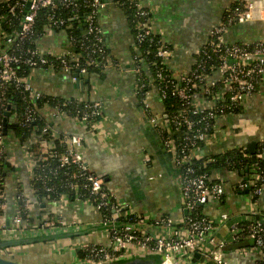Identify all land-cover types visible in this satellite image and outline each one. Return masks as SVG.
Listing matches in <instances>:
<instances>
[{
  "label": "built area",
  "instance_id": "2783aa9c",
  "mask_svg": "<svg viewBox=\"0 0 264 264\" xmlns=\"http://www.w3.org/2000/svg\"><path fill=\"white\" fill-rule=\"evenodd\" d=\"M130 1L135 4L139 15L144 18V21L139 23L141 31L135 39L134 46L138 48L147 36L157 33L152 25L154 11L145 6L143 0ZM238 1L239 4L228 11L223 21L212 29L206 43L196 51L193 67L188 73L173 71L169 67L167 62L173 49L163 38L157 46V60L152 63L155 66L158 63L165 65L171 75L159 68L156 75L151 74V77L161 79V84L165 82V86L151 83L149 87L155 85L161 98L170 92L171 96L179 100L180 109L166 120L154 115H150L149 119L160 134L166 151L172 156V162L177 169L176 179L181 192V201L187 209V214L179 219L168 215L158 218H147L142 215L140 219L132 221L127 219L128 216L138 213H130L119 205L114 195L106 188L104 177L90 169L84 157L86 148L84 137L59 131L53 126L60 116L71 117L87 130L94 132L102 117L100 104L96 101H88L81 109L76 108L72 111L66 108L72 98H64V102L54 105L49 101L41 104L40 100L45 94L32 82V74L38 69L87 73L88 65L104 63L106 70L118 66V61L106 53L104 29L101 25V14L109 5L108 1L0 0V6L5 7L7 13L15 18L10 20L6 29L0 24V158H6L11 168L14 169L16 166L14 158L8 157L6 135L3 133L6 114L11 124L15 123L20 127L36 124L39 119L45 118L48 124L40 130L39 135L35 130L22 141L30 181L37 178V173L40 175L41 171L57 173V169L53 170L50 167V160L57 161L60 168L74 165L77 170L72 173L68 187L77 189L82 185L90 192L88 199L77 198V200L93 204L99 211L104 208L113 209L109 217L102 218L105 228L101 230V234L105 235L106 241L77 244L75 250L78 263L102 264L119 260L126 257L131 246H134L158 255L161 258L159 264H192L196 260V255L212 260L216 264H228L224 256L227 242L218 237V226L225 223L228 216L224 212L218 217L207 216L203 213L202 207L214 201H221L225 197V180L221 176L214 178L212 173L201 171L200 167L203 168L214 160L212 157L214 154H202L201 151L217 138V122L231 114L226 112L227 105L236 108L245 107L248 100L257 92L264 76V36L253 42L225 40V35L233 26L255 21L263 15L261 2ZM81 14H84L86 26L84 36L87 37L77 39L73 34L68 36L69 43L79 45L81 52L66 50L59 54L53 50H43L37 45L46 31L67 33L72 27L71 23L80 21ZM40 22L43 25V34L37 38ZM31 37H35L32 40L35 47H25L24 44ZM140 55L138 51L134 56L137 74L134 93L142 97L141 101L149 113V104L145 100L149 90L143 91L145 84L140 79L142 65L136 62ZM139 60L142 63L145 58ZM145 63L143 68L146 70L149 67ZM22 67H30L31 72L22 73ZM8 87H14L24 94L23 99L28 104L23 111H19L7 96ZM168 123L176 129L180 127L185 129L181 142L164 135ZM9 133L18 138L15 131L9 130L7 135ZM42 133H48L50 138L40 137ZM260 141L264 150V138ZM263 155L264 153L258 154L259 157ZM203 158L204 162L201 165H194L195 159L203 160ZM260 179H262L261 175L257 173L254 178L239 183L241 189L254 187L252 193H249L254 203L259 200L254 199V196L262 194L264 184L256 187V181ZM30 187L35 199L31 200L32 198L19 185L16 196L18 211L10 227L4 221H0L1 235L30 237L54 234L53 229L63 226L61 217L57 215L50 217L48 215L39 222L34 220L30 222L25 211L30 212L35 200L62 206L70 200L68 196L62 195L56 201L41 200L35 195L31 182ZM2 198L5 202L0 204V208L4 211L7 205L6 191L0 193V199ZM20 203L23 204L22 208ZM198 206L202 207L200 211H197ZM121 215L127 219L126 222L119 223L118 218ZM229 229L230 242L245 236L251 237L254 241L252 246L238 249L255 252L260 262L264 264V211L248 212L241 220L232 221ZM14 248L0 250V254H11Z\"/></svg>",
  "mask_w": 264,
  "mask_h": 264
},
{
  "label": "crops",
  "instance_id": "0c3cea01",
  "mask_svg": "<svg viewBox=\"0 0 264 264\" xmlns=\"http://www.w3.org/2000/svg\"><path fill=\"white\" fill-rule=\"evenodd\" d=\"M107 1L109 5L101 14V25L106 45L118 61V66L109 68L104 76L89 73L82 84L75 80V71L38 69L32 74V82L45 95L82 98L100 104L102 117L94 132L71 117L60 116L53 126L59 131L84 137L85 160L93 172L104 177L106 188L119 205L130 213L136 212L147 218L166 215L177 219L185 217L187 209L181 201L172 156L166 151L160 134L149 119L150 115H154L166 120L162 98L158 88L151 86L145 99L149 104L147 113L145 104L134 93L137 84L135 36L122 7L116 0ZM235 1L143 0V4L154 11V30L173 49L167 62L173 71L188 73L192 69L196 51L206 43L212 29L223 21ZM256 1L261 2L262 17L233 26L225 35L226 41L242 39L253 42L264 36V0ZM37 45L59 54L71 51L66 32L46 31ZM146 71L149 74V70ZM263 138L264 76L257 92L246 103L244 113L230 114L217 122V138L207 144L201 153L218 154ZM5 141L8 157L14 158L16 163L5 179L7 205L0 219L10 227L18 211L16 196L19 185L31 200L35 198L32 196L22 140L9 133ZM212 175L225 180V197L223 201L202 206L203 213L218 217L224 212L228 216V220L218 226V237L225 239L228 245L232 221L241 220L250 211H264V186L258 202L254 203L247 198L250 195L245 191H237L239 183L247 181L245 171L217 168ZM29 214L37 222L46 219L49 214L57 215L65 225L53 229L57 235L53 241L15 247L10 255L22 264H76L77 244L106 241L105 235L101 234L105 226L100 211L88 202L69 200L59 206L35 200ZM1 238L7 239V236L0 234ZM146 254L150 253L131 246L126 257ZM224 256L228 264H262L255 252L231 246L225 247ZM204 259L196 257L192 264H216Z\"/></svg>",
  "mask_w": 264,
  "mask_h": 264
},
{
  "label": "trees",
  "instance_id": "16d2710c",
  "mask_svg": "<svg viewBox=\"0 0 264 264\" xmlns=\"http://www.w3.org/2000/svg\"><path fill=\"white\" fill-rule=\"evenodd\" d=\"M117 3L122 7L124 10L129 26L135 36L138 33H140L141 29L139 27V23L144 21V18L141 17L138 13L137 7L135 4L130 1V0H116ZM239 4V1L236 0L232 6L227 10L225 16L227 15L228 11L230 9H234L237 5ZM59 12L58 10H56ZM82 12H86L85 10H82ZM6 14V15H5ZM58 15L60 13H57ZM4 16V18H2ZM10 20H15L13 16L9 13H7L6 8L3 6H0V24L6 29L8 24L10 23ZM72 27L68 29V36L70 34H73L77 37V39H81L82 37H87V35L84 36V28L85 22H84V14L80 16V21H76L75 23H71ZM39 35L37 38L43 34L42 30V22L39 24ZM36 34V33H35ZM38 34V33H37ZM35 37H31V39L24 44L25 47L30 46V47H35V43L32 42V40ZM162 40V37L158 33H152L150 36H147L145 40L142 42L141 45H139L138 48L134 46V56L137 55L138 51L141 54L137 59L136 62L142 65V73L140 75L141 82L145 84V89L143 91H148L151 87H149V84H157L160 86H165L163 82L161 84V79L155 77L154 79L150 78L149 74L156 75V72L158 71L159 68L163 70L164 73L171 75V72L167 69V67L163 64L158 63L157 66L153 65L152 62L157 60L156 57V51H157V46ZM105 44V50L106 53L113 55L110 53L109 48L106 45V42L104 41ZM70 50L73 52H81L82 50L80 49V46L77 44H70ZM83 53H82V58H83ZM115 59V57H113ZM140 58H145V61L142 63L140 62ZM148 64V69H149V74L143 68V64ZM87 70L89 73H96L98 75L104 76L106 74V68L105 64L101 63L100 65H88ZM21 72L25 74H29L31 72L30 67H22ZM154 80V81H152ZM259 87V85H258ZM6 94L9 97V99L12 101V103L18 107L19 111H23V108L28 104L26 100L23 99V93L21 91H17L14 89V87H8L6 90ZM140 99L142 98L140 95L138 96ZM64 97L61 96H53V95H44L43 99L40 100V103L43 104L45 101H49L51 104H56L60 102H64ZM89 100L85 99H77V98H72V101H70L68 108L70 111L76 109V108H82L85 103H87ZM163 105H164V113L168 117H170L171 114L177 112L180 109V102L179 100L170 95V92L166 94L165 97L162 98ZM228 109H226L227 113L231 114H243L245 107H234V106H229L227 105ZM4 113H2L3 116ZM5 129L3 128V133L7 135L9 130L15 131L17 137L24 141L33 131L37 130L38 135L41 132L40 130L48 124L46 119H39L36 124H30L25 127H20L17 126L15 123H10L9 116L6 114L5 115ZM194 119V117H192ZM167 126H170L171 128H168L164 131V135L167 137H170L177 142H181L183 140V135L185 129L183 127H180L179 129L174 128L172 125L168 123ZM43 135L40 137H45V138H50L49 134L42 133ZM259 153H264L263 150V145L261 141H252L248 143L247 145L237 147V148H232L229 150H225L222 152H219L218 154H214L213 161L208 162L203 168L200 167L201 171L212 173L215 169L217 168H226L227 170H234V171H245V174L247 175V180H250L251 178H254L257 173L261 175L260 180L256 181V187L263 186L264 184V156L259 157ZM195 164L194 165H201L202 162H204V158L202 159H195L194 160ZM50 167L52 169H57V173L53 174L52 172H45L43 173L41 171V174H38L37 178L32 179L30 182L32 184V187L34 189V193L37 196V198L41 200H51V201H56L58 200L62 195H67L68 198L71 201L79 199L86 200L90 196V192L88 189L84 188L82 185L78 187L77 189H71L68 187L69 182L72 180V173H74L77 170V167L74 165H71L68 168H60L58 167L57 161L50 160ZM13 170L11 168V165L9 162H7L6 158H0V193L2 191H5L4 184H5V179L9 175V173ZM177 170V169H176ZM81 184V183H80ZM248 193H252L254 187L247 188ZM247 189H241L240 186L238 185L237 191H245ZM260 196H254V199L258 200ZM224 197L222 198L223 201ZM5 200L2 198L0 199V204L4 203ZM22 203H20V206L22 208ZM202 209L201 206L197 207V211H200ZM4 211L0 208V216L3 215ZM113 213L112 208H104L100 210V214L102 218H107ZM25 215H28V220L32 222V218L29 215V212L25 211ZM49 216H51L49 214ZM142 215L140 214H132L128 216V220H135V219H140ZM119 223L126 222L127 219L124 218L122 215L118 218ZM253 239L251 237H242L239 240L232 241L225 247L231 246L232 248H243V247H248L253 245ZM81 256V254H80Z\"/></svg>",
  "mask_w": 264,
  "mask_h": 264
},
{
  "label": "water",
  "instance_id": "95a60500",
  "mask_svg": "<svg viewBox=\"0 0 264 264\" xmlns=\"http://www.w3.org/2000/svg\"><path fill=\"white\" fill-rule=\"evenodd\" d=\"M74 76L77 77L78 83H83L84 79L86 80L89 77V72L87 73H80L79 71H75ZM82 79V80H81ZM245 193H248V189L245 190ZM55 234H43L37 236H30V237H7L0 239V250H8L12 247H17L20 245L25 244H34L37 242H45V241H53L55 240ZM199 257V255H196ZM161 258L156 254H146V255H139L133 257H124L119 260L102 263V264H159ZM0 264H22L15 259L14 256L8 255H1L0 254ZM76 264H84V263H76Z\"/></svg>",
  "mask_w": 264,
  "mask_h": 264
},
{
  "label": "rangeland",
  "instance_id": "374dc122",
  "mask_svg": "<svg viewBox=\"0 0 264 264\" xmlns=\"http://www.w3.org/2000/svg\"><path fill=\"white\" fill-rule=\"evenodd\" d=\"M241 40H242V39H241ZM247 198H250V200H251V195H250L249 197L247 196ZM251 201H252V200H251ZM81 202H82V201H81ZM204 260H205V259H204Z\"/></svg>",
  "mask_w": 264,
  "mask_h": 264
}]
</instances>
